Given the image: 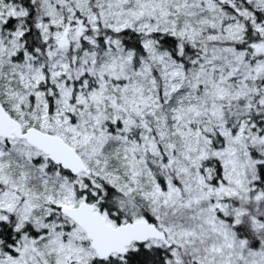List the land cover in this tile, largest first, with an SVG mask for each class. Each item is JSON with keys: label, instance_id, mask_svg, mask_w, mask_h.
Returning a JSON list of instances; mask_svg holds the SVG:
<instances>
[{"label": "snow or ice", "instance_id": "1", "mask_svg": "<svg viewBox=\"0 0 264 264\" xmlns=\"http://www.w3.org/2000/svg\"><path fill=\"white\" fill-rule=\"evenodd\" d=\"M0 264H264V0H0Z\"/></svg>", "mask_w": 264, "mask_h": 264}]
</instances>
